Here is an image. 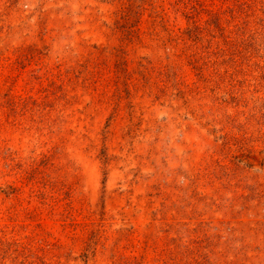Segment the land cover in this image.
I'll use <instances>...</instances> for the list:
<instances>
[{"label":"rangeland","instance_id":"374dc122","mask_svg":"<svg viewBox=\"0 0 264 264\" xmlns=\"http://www.w3.org/2000/svg\"><path fill=\"white\" fill-rule=\"evenodd\" d=\"M0 264H264V0H0Z\"/></svg>","mask_w":264,"mask_h":264}]
</instances>
